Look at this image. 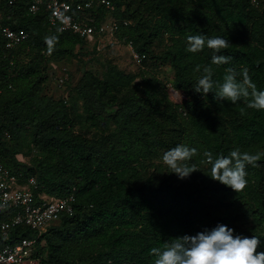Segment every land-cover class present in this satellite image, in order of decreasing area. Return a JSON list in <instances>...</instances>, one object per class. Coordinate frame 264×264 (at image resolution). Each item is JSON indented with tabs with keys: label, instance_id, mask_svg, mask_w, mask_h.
<instances>
[{
	"label": "trees",
	"instance_id": "1",
	"mask_svg": "<svg viewBox=\"0 0 264 264\" xmlns=\"http://www.w3.org/2000/svg\"><path fill=\"white\" fill-rule=\"evenodd\" d=\"M11 1L0 0V28H22L28 36L6 49L0 34V160L22 181L33 177L36 196L72 194L75 202L71 215L62 214L40 235L19 225L0 244L35 238L31 256L40 264H154L152 247L217 224L249 238L264 236V111L248 108L247 100L217 104L211 93H194L213 50H186L189 36L228 38V48L217 55L232 60L217 67L214 79L222 80L226 67L248 69L264 90L262 0H108L113 10L97 6V0H66L92 1L78 17L98 27L111 14L118 23L116 40L144 54L142 63L169 66L172 88L186 96L180 103L169 99L153 74L142 68L126 72L112 62L101 77L84 72L69 103L46 96L48 65L88 41L49 29L44 7L32 13L30 0ZM155 42L162 45L157 52ZM26 133L34 154L23 162L17 155H25ZM178 144L199 152L189 179L178 180L167 166L140 182L129 178L128 172L150 163L157 169L151 161ZM235 148L262 154L257 167L247 168V186L237 193L211 178L203 156H226Z\"/></svg>",
	"mask_w": 264,
	"mask_h": 264
},
{
	"label": "clouds",
	"instance_id": "2",
	"mask_svg": "<svg viewBox=\"0 0 264 264\" xmlns=\"http://www.w3.org/2000/svg\"><path fill=\"white\" fill-rule=\"evenodd\" d=\"M55 37L48 38L52 45ZM230 42L223 36L208 37L205 34L187 37L186 50L190 53L202 52L205 47L213 50L210 63L203 66L202 73L193 88L202 97L212 94L217 104L230 102L239 105L247 100V107L264 111V90L257 89L248 69L224 68L222 80L214 79L217 67L228 65L232 60L228 55H217L227 49ZM51 47L49 52H51ZM200 69L198 68V71ZM180 95V93H179ZM181 97V96H180ZM239 102V103H238ZM199 155L198 149L186 144H178L162 155L163 163L172 170L178 180H186L196 170L192 158ZM262 154H254L235 148L228 155H214L205 151V164L210 166L212 179L234 192L247 186V168L257 167ZM264 236L250 238L236 234L235 229L226 224L205 228L195 235L184 234L173 242L165 241L163 248L152 247L150 255L155 257L154 264H264Z\"/></svg>",
	"mask_w": 264,
	"mask_h": 264
},
{
	"label": "built area",
	"instance_id": "3",
	"mask_svg": "<svg viewBox=\"0 0 264 264\" xmlns=\"http://www.w3.org/2000/svg\"><path fill=\"white\" fill-rule=\"evenodd\" d=\"M257 4L258 0H251ZM9 3H12L9 0ZM93 2L73 3L66 0H30L28 9L35 13L44 7L47 10V25L51 30L70 32L90 41L96 35L109 33L112 36L118 29L116 20L104 23L98 27L91 25L89 17H78V13L92 7ZM96 5H104L113 10L114 6L108 0H97ZM0 34L4 39L3 47L12 49L22 43L28 36L22 28L14 29L2 26ZM133 61L140 63L144 54L135 52L131 45ZM37 188L33 177L22 181L12 173L0 160V214L7 218L0 219V238L7 239L9 231L16 226L23 225L36 231L40 235L46 228L56 222L62 214L71 215L74 210V196L64 197L48 196L45 193L35 195ZM36 243L35 238H22L15 243L0 244V264H40L33 258L32 252Z\"/></svg>",
	"mask_w": 264,
	"mask_h": 264
},
{
	"label": "rangeland",
	"instance_id": "4",
	"mask_svg": "<svg viewBox=\"0 0 264 264\" xmlns=\"http://www.w3.org/2000/svg\"><path fill=\"white\" fill-rule=\"evenodd\" d=\"M262 2L264 3V0ZM112 20H115L114 17L108 14L103 23L108 26ZM161 48V44L154 43L153 49L155 52ZM74 54L48 65L46 80L43 84V94L50 96L54 100L64 98L69 103L75 97V89L82 83L81 80L84 72L90 71L94 75L101 77L107 69L108 62H112L126 72H137L142 68L147 73L153 74L165 84L168 97L174 103H180L186 97L181 91L172 88L173 70L169 66L155 64L149 59L143 63L133 61L130 46L116 40L114 35L112 36L109 33L94 36L84 47L78 48ZM22 141L24 145L23 153L25 155L18 154L17 158L19 161L28 162L29 158L34 154V150L29 151L27 148L32 149L33 147L29 143L27 133L25 139H22ZM151 162L158 165L157 169L153 170L150 163L144 168L139 167L137 170L128 172L129 178L140 182L142 179L151 175V173L159 172L166 167L162 161V155L154 158Z\"/></svg>",
	"mask_w": 264,
	"mask_h": 264
}]
</instances>
